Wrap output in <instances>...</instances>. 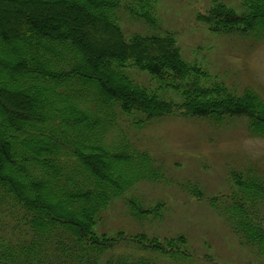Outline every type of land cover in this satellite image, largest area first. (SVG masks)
Segmentation results:
<instances>
[{"label":"trees","instance_id":"trees-1","mask_svg":"<svg viewBox=\"0 0 264 264\" xmlns=\"http://www.w3.org/2000/svg\"><path fill=\"white\" fill-rule=\"evenodd\" d=\"M69 2L0 0L21 6L25 16L24 28L0 30V264H158L133 252L107 254L122 242L140 252L190 254L182 249V234L162 240L145 232L95 231L113 198L161 172L152 155L131 146L123 132L110 134L122 131L118 110L146 119L178 111L216 120L246 115L251 133L264 137V98L251 88L237 94L221 83L203 86L208 72L183 58L171 32L128 39L118 21L119 0H76L91 30L85 40L76 28L72 32L40 11L31 16L27 7ZM154 3L132 0L125 6L155 25ZM242 3L246 11L238 13L217 2L198 20L215 32L264 38V0ZM131 65L166 80L183 100L164 99L138 84L126 71ZM19 103L23 111L14 108ZM254 170L246 178L235 173L239 192L233 201L220 207L216 198L211 202L264 260V178ZM191 192L204 197L198 188ZM129 202L138 216L161 215L164 206L144 209L135 198Z\"/></svg>","mask_w":264,"mask_h":264},{"label":"rangeland","instance_id":"rangeland-1","mask_svg":"<svg viewBox=\"0 0 264 264\" xmlns=\"http://www.w3.org/2000/svg\"><path fill=\"white\" fill-rule=\"evenodd\" d=\"M119 1L118 21L128 39L134 34L171 32L183 58L208 72L200 80L203 86L221 83L237 94L251 88L264 98V38L239 31L215 32L198 20L199 14L207 13L217 2L242 13L246 11L242 0H154L155 25L131 15L125 5L132 0ZM70 3L27 7L31 16L40 11L53 23H65L72 32L76 28L85 40V32L91 33L85 27L88 19L76 9V0ZM21 9L16 4L0 3V30L24 28L25 16ZM91 57L98 58L99 51L92 52ZM126 71L138 84L160 97L175 102L183 100L182 94L168 87L166 80L133 65ZM14 105L23 111L20 103ZM118 114V127L122 131L115 129L110 134L119 137L123 132L131 146L152 155L161 172L156 179L140 180L113 198L102 211L95 231L110 236L119 232L132 235L145 232L162 240L182 234L187 241L182 249L190 254L172 257L156 251L140 252L128 242L120 243L107 254L133 252L153 257L158 264L264 262L239 239L227 217L217 209L229 198L233 201L232 195L239 192L235 173L246 174V178L249 171L256 169L264 178V137L251 133L249 117L227 115L216 120L212 116L186 115L181 111L151 119L138 112H133L132 117L122 115L119 110ZM194 188L202 191L204 197L193 195ZM133 198L144 209L163 203L161 215L134 214L129 202ZM212 198H216L218 206L212 204Z\"/></svg>","mask_w":264,"mask_h":264}]
</instances>
